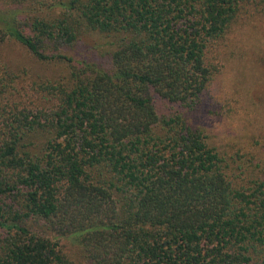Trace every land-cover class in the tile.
I'll return each mask as SVG.
<instances>
[{
    "label": "trees",
    "instance_id": "1",
    "mask_svg": "<svg viewBox=\"0 0 264 264\" xmlns=\"http://www.w3.org/2000/svg\"><path fill=\"white\" fill-rule=\"evenodd\" d=\"M28 1L0 0V42L40 61L81 27L121 37L50 109L0 107V264H264V180L235 184L190 115L244 0H57L23 23Z\"/></svg>",
    "mask_w": 264,
    "mask_h": 264
},
{
    "label": "rangeland",
    "instance_id": "2",
    "mask_svg": "<svg viewBox=\"0 0 264 264\" xmlns=\"http://www.w3.org/2000/svg\"><path fill=\"white\" fill-rule=\"evenodd\" d=\"M57 0H31L21 6L23 23L31 15H51ZM59 9H57V12ZM27 32L28 26H23ZM116 33L81 27L72 44L60 46L70 61H40L19 42H0V107L6 113L20 109H50L55 90L69 89L79 70L88 65L110 69L111 53L120 41ZM206 63L212 76L199 110L190 115L205 127L210 146L223 158L224 170L235 184L248 186L264 180V0H244L236 17L219 37L209 41ZM83 72V71H82ZM47 91V92H46ZM34 144H41L43 131ZM32 140V142H33ZM237 184V185H238ZM39 226L33 224L32 229ZM63 249L76 252L70 238L60 239Z\"/></svg>",
    "mask_w": 264,
    "mask_h": 264
}]
</instances>
